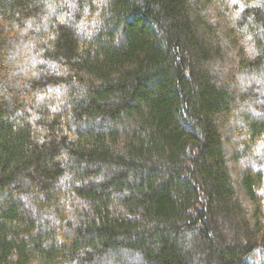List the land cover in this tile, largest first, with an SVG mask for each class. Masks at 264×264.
<instances>
[{
    "label": "trees",
    "instance_id": "16d2710c",
    "mask_svg": "<svg viewBox=\"0 0 264 264\" xmlns=\"http://www.w3.org/2000/svg\"><path fill=\"white\" fill-rule=\"evenodd\" d=\"M264 0H0V264H257Z\"/></svg>",
    "mask_w": 264,
    "mask_h": 264
},
{
    "label": "rangeland",
    "instance_id": "374dc122",
    "mask_svg": "<svg viewBox=\"0 0 264 264\" xmlns=\"http://www.w3.org/2000/svg\"><path fill=\"white\" fill-rule=\"evenodd\" d=\"M257 264H264V254L260 253L256 259Z\"/></svg>",
    "mask_w": 264,
    "mask_h": 264
}]
</instances>
